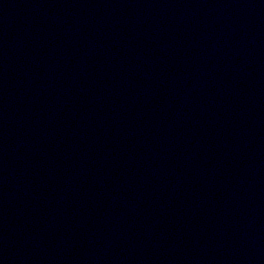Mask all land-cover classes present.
<instances>
[{
	"label": "water",
	"instance_id": "95a60500",
	"mask_svg": "<svg viewBox=\"0 0 264 264\" xmlns=\"http://www.w3.org/2000/svg\"><path fill=\"white\" fill-rule=\"evenodd\" d=\"M0 264H264V0H0Z\"/></svg>",
	"mask_w": 264,
	"mask_h": 264
}]
</instances>
